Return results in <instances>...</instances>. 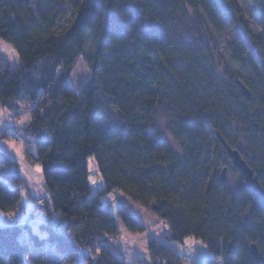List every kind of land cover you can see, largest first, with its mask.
<instances>
[{"label":"trees","instance_id":"obj_1","mask_svg":"<svg viewBox=\"0 0 264 264\" xmlns=\"http://www.w3.org/2000/svg\"><path fill=\"white\" fill-rule=\"evenodd\" d=\"M255 17L260 34L238 0H0V42L17 54L1 60L0 108L31 104L29 125L0 138L18 132L35 149L43 210L65 221L60 229L40 224L55 246L48 264H127L107 239L120 234L119 220L134 233L145 227L125 206L111 211L102 198L112 193L166 221L170 240L201 241L211 257L199 264H264V202L222 141L264 189V7ZM81 57L91 76L76 90L70 77ZM92 158L104 179L96 195ZM222 167L240 175L237 190L222 181ZM24 187L19 163L0 150V213L18 209ZM23 231L0 224V264H28L39 247ZM149 256L189 262L155 239Z\"/></svg>","mask_w":264,"mask_h":264},{"label":"rangeland","instance_id":"obj_2","mask_svg":"<svg viewBox=\"0 0 264 264\" xmlns=\"http://www.w3.org/2000/svg\"><path fill=\"white\" fill-rule=\"evenodd\" d=\"M240 5L245 11V16L250 21L256 34H260V26L255 17V11L259 7H264V0H238ZM94 43L90 39L87 43L85 53L91 54L94 51ZM222 53L224 56V63H229L230 55L225 48V44H222ZM4 54L0 53V60ZM10 60H14L13 56L10 57ZM225 66H220L219 71L221 74H224ZM77 71V73H75ZM75 76L78 73H83V77L80 80L70 77V81L75 88L81 87L86 80L90 79L91 71L88 64L86 63L84 57H81L76 64L74 69ZM76 78V77H75ZM84 80V81H83ZM159 128L164 135L170 136V133L167 129L166 119L159 115ZM19 129V126L14 127ZM14 134L20 137L19 141L13 139ZM171 137V136H170ZM12 142L14 145H24V152L22 158H20V169L25 172V187L22 192V204L11 213H0V224L1 225H10V224H19L24 231L22 233V240L31 244V246H37L39 248L34 249L31 257L29 258L28 264H34L33 261H43L45 264L50 263L53 260V254L55 252V246L48 241V234L43 233L40 224L51 223L55 228L60 229L65 225V221L61 219L58 215L52 214L48 215L43 209L47 206L48 194L45 190L43 184V174L38 170L39 164H37L32 157V146L28 145L26 138L18 132L12 134ZM173 144L178 147L177 143L173 140ZM90 185L92 187L90 194L96 195L99 190L103 188L104 179L101 173L98 170L97 163L95 159L90 160ZM223 169V167H222ZM226 182L231 185L234 190H237L241 185V178L238 172L233 171L232 169H227L226 171ZM105 203L113 201V196L106 195L102 198ZM31 233L37 235L42 239V246L35 245L34 240L31 238ZM208 251V250H207ZM207 256L211 257L210 252H207ZM205 258V257H204ZM185 260V257L183 258ZM133 261L128 260V264H132ZM136 264V263H134ZM218 264H224L223 258L219 260Z\"/></svg>","mask_w":264,"mask_h":264},{"label":"crops","instance_id":"obj_3","mask_svg":"<svg viewBox=\"0 0 264 264\" xmlns=\"http://www.w3.org/2000/svg\"><path fill=\"white\" fill-rule=\"evenodd\" d=\"M0 53L4 54L1 60H10L11 56L14 58L13 61L17 59V54L13 48L3 41L0 42ZM1 60L0 66L2 63ZM72 77L73 74L71 76V81ZM81 87L74 88L79 90ZM16 104L18 106L15 109L0 108V137L10 127L19 126L20 128H24L31 122V104L25 100L18 101ZM12 134L13 133L10 131L8 133V138H0V150L19 163L20 158L23 156L24 145H14L11 139ZM32 152L35 154L34 148H32ZM38 168V171L42 173L40 165ZM21 173L23 177H25V172L21 171ZM109 195L113 196L114 202L112 203L111 201L106 204H109L112 212L117 213L121 206H125L145 227L144 232L134 233L127 229L123 222L119 220L118 228L120 234L116 237H109L107 239L113 252L119 258L126 260L127 264L128 260L133 261L132 264H154L149 256V242L152 239L157 240L161 244L175 251L180 257H188L189 262H184L183 264H199L209 258L207 256L208 249L203 243H201V241L196 240L193 237L187 238L183 243L172 241L169 239L171 231L166 221L162 220L157 215L150 213L126 195H120L118 197L113 193Z\"/></svg>","mask_w":264,"mask_h":264},{"label":"water","instance_id":"obj_4","mask_svg":"<svg viewBox=\"0 0 264 264\" xmlns=\"http://www.w3.org/2000/svg\"><path fill=\"white\" fill-rule=\"evenodd\" d=\"M242 89L245 95L249 99H251V93L244 85H242ZM222 141L225 147L227 148L228 155L231 158L234 167L236 168L237 171L241 172L247 186L252 190V192L258 197V199L261 202H264V189L260 185L257 177L254 175V172L248 165L247 161L242 157V155L237 149H234L231 146H229L228 143H226L224 140ZM226 171L227 168H224L221 173V179L223 182L226 181V176H225ZM251 253L253 254L254 257L256 258L259 257V251L256 244H253L251 246Z\"/></svg>","mask_w":264,"mask_h":264},{"label":"bare ground","instance_id":"obj_5","mask_svg":"<svg viewBox=\"0 0 264 264\" xmlns=\"http://www.w3.org/2000/svg\"><path fill=\"white\" fill-rule=\"evenodd\" d=\"M75 73H77V71ZM75 73L73 74V78L77 79V80H80L83 77V75H84L83 73H78V75L75 76Z\"/></svg>","mask_w":264,"mask_h":264},{"label":"built area","instance_id":"obj_6","mask_svg":"<svg viewBox=\"0 0 264 264\" xmlns=\"http://www.w3.org/2000/svg\"><path fill=\"white\" fill-rule=\"evenodd\" d=\"M13 139L16 141L20 140V137L16 136V134H14ZM185 261H189L188 257H185ZM192 264H196V263H192Z\"/></svg>","mask_w":264,"mask_h":264}]
</instances>
